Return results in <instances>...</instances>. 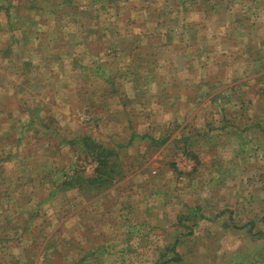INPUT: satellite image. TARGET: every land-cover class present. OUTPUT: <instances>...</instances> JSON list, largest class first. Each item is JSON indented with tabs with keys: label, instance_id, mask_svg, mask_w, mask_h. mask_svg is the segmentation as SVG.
<instances>
[{
	"label": "rangeland",
	"instance_id": "obj_1",
	"mask_svg": "<svg viewBox=\"0 0 264 264\" xmlns=\"http://www.w3.org/2000/svg\"><path fill=\"white\" fill-rule=\"evenodd\" d=\"M84 135L114 183L62 185ZM259 232L264 0H0V264H264Z\"/></svg>",
	"mask_w": 264,
	"mask_h": 264
},
{
	"label": "trees",
	"instance_id": "obj_2",
	"mask_svg": "<svg viewBox=\"0 0 264 264\" xmlns=\"http://www.w3.org/2000/svg\"><path fill=\"white\" fill-rule=\"evenodd\" d=\"M75 9H77L75 7ZM36 18L31 19L35 21ZM11 19H8V22L11 23ZM81 138V140H80ZM65 142L70 144H76L79 141H83V144L87 147L90 152V155L93 157L96 163V174L93 177L85 178L80 175L78 172H75L73 175H70L67 179L62 181V185L70 187H76L80 185L83 181H88L91 185L103 187L111 183H114V180L119 176V153L115 147H107L100 142H97L89 135L78 136L73 139H63ZM181 220L190 219L191 215L180 216ZM194 218H191L192 220ZM258 235L263 236L264 232H259Z\"/></svg>",
	"mask_w": 264,
	"mask_h": 264
}]
</instances>
